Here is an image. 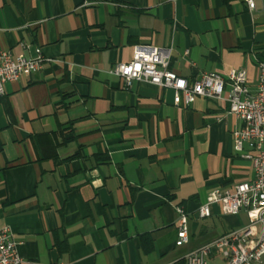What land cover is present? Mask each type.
I'll use <instances>...</instances> for the list:
<instances>
[{
	"label": "crops",
	"instance_id": "obj_1",
	"mask_svg": "<svg viewBox=\"0 0 264 264\" xmlns=\"http://www.w3.org/2000/svg\"><path fill=\"white\" fill-rule=\"evenodd\" d=\"M0 0V51L43 67L0 96V230L22 264H183L254 219L196 218L214 189L249 181L224 101L172 104V91L109 73L137 45L169 48L170 70L246 72L264 62V0ZM176 207L188 242L176 246ZM212 264H221L212 258Z\"/></svg>",
	"mask_w": 264,
	"mask_h": 264
},
{
	"label": "built area",
	"instance_id": "obj_2",
	"mask_svg": "<svg viewBox=\"0 0 264 264\" xmlns=\"http://www.w3.org/2000/svg\"><path fill=\"white\" fill-rule=\"evenodd\" d=\"M252 10L253 0H245ZM171 51L150 45H137L131 59L119 63L109 73L122 79L124 86L132 82L147 83L172 91V104L189 107L197 99L224 101L229 114L241 122L233 136V151L249 161L253 177L227 189L210 191L196 211V218L204 220L217 205L222 215L251 212L254 219L248 224L228 231L198 247L182 258L183 264H212L217 258L221 264H262L264 258V62H258L257 82L252 90L243 69H232L225 78L214 72H203L188 81L170 70ZM46 59L40 49L32 58L15 56L9 50L0 51V96L6 83L23 75L39 71ZM176 246L188 242V214L176 207ZM17 243L9 229L0 230V264H22Z\"/></svg>",
	"mask_w": 264,
	"mask_h": 264
},
{
	"label": "rangeland",
	"instance_id": "obj_3",
	"mask_svg": "<svg viewBox=\"0 0 264 264\" xmlns=\"http://www.w3.org/2000/svg\"><path fill=\"white\" fill-rule=\"evenodd\" d=\"M262 264H264V258H263Z\"/></svg>",
	"mask_w": 264,
	"mask_h": 264
}]
</instances>
